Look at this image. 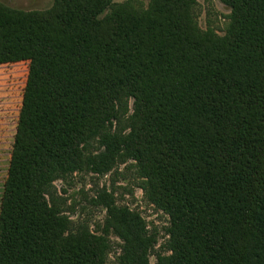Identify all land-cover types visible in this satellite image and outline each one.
<instances>
[{
  "label": "trees",
  "instance_id": "1",
  "mask_svg": "<svg viewBox=\"0 0 264 264\" xmlns=\"http://www.w3.org/2000/svg\"><path fill=\"white\" fill-rule=\"evenodd\" d=\"M220 1L224 34L201 28L198 0L0 1V64L28 62L0 264H106L109 239L74 230L49 190L127 160L170 218L160 264H264V0ZM97 201L120 263L150 264L143 217L106 189Z\"/></svg>",
  "mask_w": 264,
  "mask_h": 264
},
{
  "label": "rangeland",
  "instance_id": "2",
  "mask_svg": "<svg viewBox=\"0 0 264 264\" xmlns=\"http://www.w3.org/2000/svg\"><path fill=\"white\" fill-rule=\"evenodd\" d=\"M0 1L9 7L24 11L46 10L54 4V0ZM143 1L147 4L149 0ZM196 13L202 29L211 26L217 33H225L231 9L222 1L198 0ZM27 75L28 62L26 61L0 64V191L8 170ZM130 108H132V101ZM134 164L133 160L118 162L104 174L78 171L60 175L53 181L49 190V197L53 196L61 210L69 216L74 230L82 225L93 233L109 239L106 264H121L123 242L113 230L107 229V210L97 201L99 192L104 189L113 194L118 205L138 212L146 221L148 231L155 236L156 240L149 255L150 264H160V257L171 252L168 246L169 215L147 199L142 188L141 177Z\"/></svg>",
  "mask_w": 264,
  "mask_h": 264
}]
</instances>
